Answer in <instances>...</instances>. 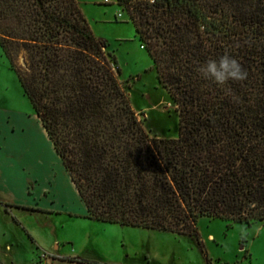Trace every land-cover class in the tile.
Listing matches in <instances>:
<instances>
[{
  "label": "trees",
  "instance_id": "1",
  "mask_svg": "<svg viewBox=\"0 0 264 264\" xmlns=\"http://www.w3.org/2000/svg\"><path fill=\"white\" fill-rule=\"evenodd\" d=\"M117 1L175 105L176 138L145 128L77 0H0L1 49L86 217L202 247L201 218L264 223V0ZM225 54L247 79L221 88L196 68Z\"/></svg>",
  "mask_w": 264,
  "mask_h": 264
},
{
  "label": "rangeland",
  "instance_id": "2",
  "mask_svg": "<svg viewBox=\"0 0 264 264\" xmlns=\"http://www.w3.org/2000/svg\"><path fill=\"white\" fill-rule=\"evenodd\" d=\"M94 34L106 41L120 68L119 79L134 110L151 134L176 138L179 116L167 91L161 86L152 59L128 14L117 0H77ZM37 145L44 176L49 175L60 199L68 191L61 176V163L46 150L33 107L15 71L0 46V117ZM24 129V130H23ZM32 147V146H31ZM57 174L53 179L51 172ZM45 180V179H44ZM57 235L71 237L74 246L65 252L86 255V259L108 264H264V223L247 226L222 219L201 218L198 223L203 242L171 232L103 223L89 218L58 219Z\"/></svg>",
  "mask_w": 264,
  "mask_h": 264
},
{
  "label": "crops",
  "instance_id": "3",
  "mask_svg": "<svg viewBox=\"0 0 264 264\" xmlns=\"http://www.w3.org/2000/svg\"><path fill=\"white\" fill-rule=\"evenodd\" d=\"M35 125L51 157L61 163L68 195L60 199L49 175L44 176L37 145L0 117V261L1 264H89L86 255L65 252L71 237L60 238L58 219L86 218V205L37 117ZM24 130V129H23ZM32 146V147H31ZM53 179L57 174L50 173ZM45 179V180H44ZM92 261V260H90ZM103 263V262H101ZM108 264V263H106Z\"/></svg>",
  "mask_w": 264,
  "mask_h": 264
},
{
  "label": "clouds",
  "instance_id": "4",
  "mask_svg": "<svg viewBox=\"0 0 264 264\" xmlns=\"http://www.w3.org/2000/svg\"><path fill=\"white\" fill-rule=\"evenodd\" d=\"M203 80L223 88L229 81L242 82L247 79V71L239 61L227 54L219 58L207 59L196 68Z\"/></svg>",
  "mask_w": 264,
  "mask_h": 264
}]
</instances>
